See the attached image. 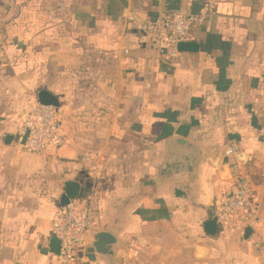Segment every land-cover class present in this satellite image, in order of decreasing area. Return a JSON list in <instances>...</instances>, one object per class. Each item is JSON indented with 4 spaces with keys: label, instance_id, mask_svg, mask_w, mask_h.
Listing matches in <instances>:
<instances>
[{
    "label": "crops",
    "instance_id": "1",
    "mask_svg": "<svg viewBox=\"0 0 264 264\" xmlns=\"http://www.w3.org/2000/svg\"><path fill=\"white\" fill-rule=\"evenodd\" d=\"M205 4L196 50L174 61L135 29ZM40 89L59 101L65 143L37 153L22 119ZM237 173L258 222L210 235ZM68 181L99 198L83 264H264V0H0V264H48ZM95 231L114 239L103 259Z\"/></svg>",
    "mask_w": 264,
    "mask_h": 264
},
{
    "label": "built area",
    "instance_id": "2",
    "mask_svg": "<svg viewBox=\"0 0 264 264\" xmlns=\"http://www.w3.org/2000/svg\"><path fill=\"white\" fill-rule=\"evenodd\" d=\"M212 11L205 4L198 13L165 12L147 17L135 24L146 45L156 50L164 59L174 61L180 54L178 43L193 40L192 27L202 16ZM22 142L25 150L44 152L64 145L60 121L55 106L41 104L34 98L22 119ZM237 151L235 145L226 148L225 154ZM258 205L252 184L236 174L222 193L215 208L216 231L222 234H243L246 228L258 222ZM99 213L96 191L78 194L67 203L59 205L52 216L51 230L59 241L57 253L49 252L48 264H83L79 253L93 230Z\"/></svg>",
    "mask_w": 264,
    "mask_h": 264
},
{
    "label": "water",
    "instance_id": "3",
    "mask_svg": "<svg viewBox=\"0 0 264 264\" xmlns=\"http://www.w3.org/2000/svg\"><path fill=\"white\" fill-rule=\"evenodd\" d=\"M197 43L195 41H185L178 43V49L179 51L183 50H196ZM37 100L41 104H49L52 106H58L59 101L57 97L49 92L46 89H40L37 92ZM27 134V131L24 132L22 141H24V138ZM174 140L176 141V144L183 147L187 152H189L191 155H200L202 154V148L192 141L185 139L183 137H175ZM79 192V185L76 181H68L65 185L64 192L60 195L59 203L60 205H63L67 203L70 199L76 197ZM204 228L206 233L213 235L216 231V222L215 218L209 219L205 222ZM249 231V228L245 229V233ZM93 241L90 244L93 251L97 253L100 258H104L103 255L110 254L111 251L106 249V245H110L114 242V239L112 235H110L107 232L103 231H95L92 233ZM50 251L53 253H57L59 249V241L56 237H52L50 241Z\"/></svg>",
    "mask_w": 264,
    "mask_h": 264
}]
</instances>
